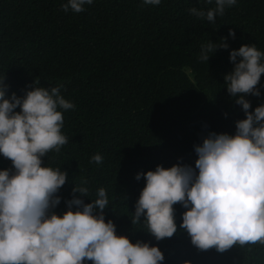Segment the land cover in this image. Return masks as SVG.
I'll use <instances>...</instances> for the list:
<instances>
[{
    "label": "trees",
    "instance_id": "16d2710c",
    "mask_svg": "<svg viewBox=\"0 0 264 264\" xmlns=\"http://www.w3.org/2000/svg\"><path fill=\"white\" fill-rule=\"evenodd\" d=\"M141 1L98 0L101 13L74 20L72 11L61 7L66 0H0V77L5 74L9 94L20 96L37 79L46 89L61 86L63 97L75 105L63 112L69 116L62 132L68 142L43 157L44 166L61 167L69 189L81 180L90 183L93 200L97 189L105 188V220L115 218L130 242H147L164 253L168 238L156 241L143 225L131 223L144 187L143 178L135 176L157 165L195 168L194 145L209 132L234 134L235 122L245 116L224 88V76L233 69L229 52L218 49L206 63L198 59L199 48L232 29L231 49L254 44L264 52V0H238L214 24L188 12L214 7L204 0L156 6ZM107 7L119 8L121 19L111 21ZM261 85L264 74L257 85L260 97H245L250 111L264 103ZM95 154L103 157L101 164L91 162ZM2 169L12 165L0 156ZM59 192L61 202L70 200ZM174 206L181 224L185 209ZM66 210L60 203L53 211ZM196 259V264H264V245H234L223 253L197 250Z\"/></svg>",
    "mask_w": 264,
    "mask_h": 264
},
{
    "label": "clouds",
    "instance_id": "9594fccd",
    "mask_svg": "<svg viewBox=\"0 0 264 264\" xmlns=\"http://www.w3.org/2000/svg\"><path fill=\"white\" fill-rule=\"evenodd\" d=\"M97 2L66 0L61 7L78 20L82 13H101ZM204 2L214 7H191L188 12L214 24L238 0ZM106 16L121 19L119 8L107 7ZM235 38L229 29L217 42L201 43L198 54L208 63L218 49L229 52L233 69L224 76V88L245 116L235 122L234 134L209 132L194 145L195 168L157 165L135 176L137 181L143 178L144 187L131 223L143 225L156 241L168 238L164 253L147 242H130L120 235L115 218L105 220V188H98L93 200L90 183L81 180L69 189V176L61 167L44 166L42 158L59 153L68 142L62 132L69 116L63 112L75 105L63 97L61 86L46 89L37 79L20 96L9 94L5 74L0 77V156L12 165V170H0V264H196L197 250L223 253L234 245H264V103L250 111L245 99L261 95L257 85L264 74V52L254 44L231 49L228 40ZM102 156L93 155L91 162L101 164ZM59 190L70 200L61 202ZM60 203L67 210L57 214L53 210ZM176 204L185 209L181 224Z\"/></svg>",
    "mask_w": 264,
    "mask_h": 264
}]
</instances>
